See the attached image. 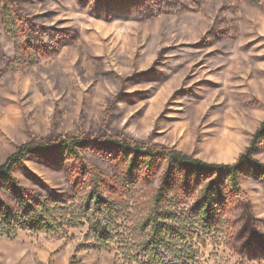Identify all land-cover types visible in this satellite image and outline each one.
I'll use <instances>...</instances> for the list:
<instances>
[{"label": "rangeland", "instance_id": "374dc122", "mask_svg": "<svg viewBox=\"0 0 264 264\" xmlns=\"http://www.w3.org/2000/svg\"><path fill=\"white\" fill-rule=\"evenodd\" d=\"M263 123L264 0H0V166L68 134L234 165ZM163 154L16 167L46 229L0 220V264H264V173L243 172L252 209L227 184L206 221L210 181L174 166L163 185Z\"/></svg>", "mask_w": 264, "mask_h": 264}, {"label": "trees", "instance_id": "16d2710c", "mask_svg": "<svg viewBox=\"0 0 264 264\" xmlns=\"http://www.w3.org/2000/svg\"><path fill=\"white\" fill-rule=\"evenodd\" d=\"M263 139L264 123L255 133L252 146L239 157L234 165L206 164L181 153L162 152V150H157L155 147H148L140 142L116 136H106L99 139L79 138L68 134L66 139L55 142H29L21 146L15 154L8 158L4 165L0 166V189H3L19 207V212L16 213L0 198V220L7 223V230L3 235L16 236L17 232L14 229L11 230V226L14 223L17 224V222L16 226L22 229L36 232L46 229L43 223V209L46 208L44 207L46 204L43 201L39 202L37 198H33V194L22 186L14 176L15 168L23 166L31 158L39 159L52 153H63L77 161L79 166L86 168V153L100 154L101 151H120L122 154L145 155L147 158H153L164 153L165 159L169 162L168 169L170 172L167 174L163 185L168 184V180L171 178L169 175L172 173L174 166H180L188 177H204L210 181L203 195V212L206 221H212L217 215L214 204L217 201L222 202V189L225 185L228 184V187L245 201L247 196L241 184L245 169H254L264 173V164L254 158ZM162 192L161 190L159 195H162ZM245 208L246 210L252 209L253 204L247 200L245 201Z\"/></svg>", "mask_w": 264, "mask_h": 264}]
</instances>
